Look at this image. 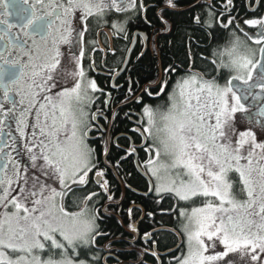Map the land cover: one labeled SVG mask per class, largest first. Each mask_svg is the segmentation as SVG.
Segmentation results:
<instances>
[{
	"label": "snow or ice",
	"instance_id": "snow-or-ice-1",
	"mask_svg": "<svg viewBox=\"0 0 264 264\" xmlns=\"http://www.w3.org/2000/svg\"><path fill=\"white\" fill-rule=\"evenodd\" d=\"M23 4L27 7L17 13L16 24L0 19L6 32L18 27L15 39L22 33L26 45L21 48L9 38L0 51L4 99L0 113L15 121L21 138L27 140L31 129L33 139L24 145L27 159L9 154L0 176V264H95L97 257L90 253L101 233L98 215L87 208L91 196L84 197L79 212L64 207L68 193L86 186L90 173L98 179L104 175L90 140L93 129L101 131L95 125L98 116L86 111L93 103L90 93L99 89L84 70L81 41L91 17L105 19L113 10L135 11L137 0H23ZM243 24L264 26V19H247ZM230 25L231 19L221 27ZM205 27L212 25L206 21ZM111 28L125 31L119 21ZM4 38L0 33V40ZM227 43L235 55L220 62V68L231 74L224 84L218 76L199 71L194 62L187 68L170 64L161 67L156 81L136 100L147 117V126L139 129L143 150L149 153L144 167L157 180L161 168L168 172L167 182L157 183L154 191L157 197L174 198L183 218L179 234L187 252L177 264H264V122L256 121L261 138L255 128L241 131L236 123L237 113L248 111L244 101L252 95L250 89L258 86L264 91V32L254 39L235 25ZM65 59L68 64L62 67ZM94 63L93 58L89 70ZM173 74L178 76L175 82ZM232 80L247 87L234 89ZM144 96L163 100L161 128H156L161 105L154 108ZM259 115L264 117V109ZM3 124L0 121V131ZM109 143L110 138L104 139L105 156ZM136 151L130 147L126 156ZM162 153L168 157L165 163L159 162ZM30 169L34 170L31 186ZM41 177L46 178L42 183ZM100 186L107 190L106 181ZM181 202L193 205L190 211L180 207Z\"/></svg>",
	"mask_w": 264,
	"mask_h": 264
},
{
	"label": "flooded vegetation",
	"instance_id": "flooded-vegetation-1",
	"mask_svg": "<svg viewBox=\"0 0 264 264\" xmlns=\"http://www.w3.org/2000/svg\"><path fill=\"white\" fill-rule=\"evenodd\" d=\"M182 1L184 0H137V10L135 11L130 10L123 13H116L115 10H113L107 14L105 19L91 17L88 21L87 31L81 41V47L84 50V70L87 77L94 80L99 89V91L90 93L93 98V103L86 108V111L97 114L98 118L95 121V125L101 129V131L93 129L91 132L90 140L92 141V147L96 148L101 142H104V139L110 138V143L107 145L109 147V155L106 157V164L102 160V156L100 158L101 162H98V169L104 172L101 183L109 178L107 177L108 175H112L120 188L121 196L122 186L117 180V177L120 179L117 170V164H119V162L131 157L135 167L137 162L140 169L151 178V175L147 173V170L144 167V162L147 160L149 153L143 150L146 145L144 138L139 132V129L147 126V123L145 122L146 117L141 110L143 105L136 102V100L142 95V89H146L150 83L156 81L157 75L155 79L141 85L138 83L133 84L128 75V71L131 67L130 60L132 53L134 57L133 62H135V60L139 59L141 55L148 52L156 59L157 74H159L161 67H163L161 62L159 38L168 35L172 29L171 14L174 12L185 11L192 6H197L199 4L203 7L207 6L213 9V13L215 14L213 15L215 18L214 23L219 24L220 27L221 24H227L229 19L232 20V25L223 29H229L232 31L233 26L239 25L244 31H247L252 35L254 39L256 35L261 32L260 29H264V26L261 25L249 26L243 24V21L247 19H264V0H244L245 12H238L239 7H236L235 0H231L230 6L228 5V0H194L189 5L180 3ZM0 4L8 5L7 9L0 6V19L6 18L9 23L13 24H16L18 21L17 13H19L22 8L27 7V5L23 4V0H0ZM140 4H143L144 7L140 8ZM150 15H153L155 20L153 18L149 19L148 17ZM197 17L198 14H195V21ZM132 19L140 20L146 26L144 28L133 26ZM114 21L123 23L125 31L117 33L115 29L111 28V23ZM0 33H5L4 40H0V51H3L5 42L9 38H13V43L18 44L21 48L26 47L24 44L25 38L22 33L18 40L15 39L17 33H19L18 27L12 32H6V25L0 24ZM36 39L39 42L38 36ZM243 39L246 38L243 37ZM92 41L98 43L93 45L90 43ZM132 43L133 45L130 50L128 61L126 62L123 71L119 73L120 69L125 64L127 53ZM30 44L31 41H29V45ZM248 44L251 47L258 49V46L252 41H248ZM224 46L225 47H218L214 56L212 54L208 56H200L203 61H208L213 65L212 74L209 75L218 76L219 82L222 84L231 78V74L228 73L226 69H222L219 66L221 61L227 63L232 58L231 52L229 51L230 44L226 42ZM73 47L75 50V43ZM93 47L96 48V51H92ZM64 48L66 49L67 46H64ZM13 58H18V56ZM93 58L95 63L92 65L91 70H89V62ZM257 58H259L258 52ZM188 59L189 61L184 68L189 67L193 62V55L190 51H188ZM213 61H215V63H213ZM67 64L68 60L65 59L62 62V67ZM196 68L199 71L208 74L205 64L202 68L197 66ZM182 74L183 73H181V75ZM173 78L176 80L178 79V76L175 75ZM254 83L255 80L249 81V85ZM231 86L234 89L247 87L242 81L237 80H232ZM250 91L252 95H249L248 99L244 101L245 107L248 111L243 113V118L250 122L254 128L260 130L256 121L260 120L264 122V117L259 115L261 109H264V91L258 86L251 88ZM144 99L146 102H150L153 107L159 103H163V100L154 99L149 101L147 96H144ZM0 103H4L2 93H0ZM118 115L121 118H126L130 123L127 131L117 129L115 119ZM30 119L34 121L35 117L32 116ZM41 119L43 120V117H41ZM0 121H4L3 130L0 131V149L4 150L3 152H0V176H2L4 166L7 163L6 157L10 154L16 159L26 160L27 153L25 152L24 145L27 142L32 141L33 138L31 136V129L28 130L27 140L21 138L16 131L15 121L12 119H5L2 113H0ZM134 129L137 131H133ZM101 137L104 139H101ZM148 143H152V141H148ZM117 144L119 147H117ZM130 147L136 148V154L126 156V150ZM111 148L121 151L118 153V160H114L113 157H110ZM13 149H15V151H13ZM151 155L154 157L155 152L153 151ZM162 156L163 153L159 159H161ZM121 157L125 158L121 159ZM161 160L163 161V159ZM136 171L142 176L147 185V190L144 192L141 191V193L146 196L151 194L154 199L153 202L155 206H157L156 208L154 207L156 215L172 214V216H175L173 217L172 226H167L164 222L155 220V214L147 212L142 205L134 201H131L128 206L124 208L123 201L126 189H132L126 185L127 183H125V181L120 179L125 189L122 199L121 196L118 199L113 200L107 197L106 200L98 204L96 206L97 209L95 208L93 211L89 209V205L87 204L88 210L94 212L99 217L97 223L101 235L97 237L93 249L97 248L99 250H97V253L99 254L102 252V264H172L180 257L183 250V244L181 243L178 250L166 254L165 252L167 250L172 249L178 243L179 238L176 233L161 228L174 229L179 233L183 218L178 216L177 219L175 207H173L175 209L174 214L172 208L171 210H167L164 207L162 209L160 207L162 206V198L157 197L154 191L155 185L153 184L152 178V190L150 191V183L148 179L139 172L137 167ZM8 174H12L11 165L8 167ZM32 175H34V170L30 169L28 176L31 177ZM94 176V172L89 174V183H91L92 178L94 180ZM108 181L109 186L107 187L109 189L111 184L110 180ZM101 183L98 184L96 193H88L86 196H91L92 199L97 195H102L104 190L102 191L101 189L104 188L100 186ZM86 186H80L76 188V190L84 189ZM76 190L68 193L64 199V207L69 212H77L83 207L81 204L80 207L77 208V202L74 200L75 194L78 193ZM105 192L104 194H107ZM84 197L82 201L84 200ZM99 202L100 200L98 199V203ZM104 205H106L105 209L102 208ZM129 209H131V213H129ZM145 216L149 218V226L142 229L140 227V222L144 220ZM103 217H114L122 231L117 234L104 231L100 225V223L103 222ZM162 231L174 235L175 241L172 245L164 248L159 246L158 241L163 239V237L160 236V232ZM125 254L130 255V257Z\"/></svg>",
	"mask_w": 264,
	"mask_h": 264
},
{
	"label": "trees",
	"instance_id": "trees-1",
	"mask_svg": "<svg viewBox=\"0 0 264 264\" xmlns=\"http://www.w3.org/2000/svg\"><path fill=\"white\" fill-rule=\"evenodd\" d=\"M193 1L194 0H184L180 3H185V5H189ZM235 5L236 7H239L238 12H245L244 0H235ZM210 11L213 13V9H211L210 7H203L199 4L197 6L194 5L185 11L174 12L171 14L172 29L168 35L159 38L161 62L163 67H167L170 64H176L178 67L184 68L189 61L188 51H190V53L193 55V62L195 64V67L197 66L202 68L205 64L208 70L207 73L212 74L211 72L213 70V65L208 61H203L200 56H208L212 54L213 49L217 51L218 47H225L224 44L229 40V33L231 32V30L223 29L219 26V24H215V18L213 17V15L209 14ZM195 14H198V18L200 20L199 24H197L195 21ZM148 18H153L155 20L153 15H150ZM206 21L211 23V28L205 27ZM132 23L133 26H137L139 28H144L146 26L142 21H138L136 19H132ZM133 59L134 57L132 53L130 60L131 67L128 71V75L130 76V79L133 84L138 83L141 85L145 82L155 79L156 75L158 76L156 59L151 56L148 52L141 55V57L139 59H136L135 62H133ZM175 75L176 74H173L172 78ZM174 80L175 79L173 78L172 82H174ZM170 88L171 84L169 85V89ZM115 120V124L117 125L118 130H128L130 123L127 121L126 118H121L118 115ZM104 146V142H101L99 146H96L95 148V156L99 163L101 162L100 158L104 152ZM120 152V150H115L114 148H111L110 157H113L114 160H118L117 156ZM117 170L120 179H122V181H125V183H127L126 185L129 186L130 189H132H126L123 201L124 208H126L131 201H134L142 205L147 212L155 214V220L164 222L167 226H172L173 217L175 216H172V214L156 215L155 208L157 206H155L153 202L154 199L152 198L151 194L146 196L141 193V191L144 192L147 190V185L142 176L136 171V167L132 161V158H126L122 162H119ZM107 177L109 178L105 181L107 182L108 180H110L111 187L109 189L107 187L108 191L106 192L104 189H101L102 191L104 190L103 194L95 196L88 202L89 209H91L92 211L95 208L97 209L96 206L102 201L106 200L107 197L109 198V196H111V199L113 200L118 199L121 196L120 188L117 182L114 180L113 176L108 175ZM107 186H109V181L107 182ZM97 188L98 185L92 178L91 183H89L84 189H77L76 191L78 193L74 196V200L75 202H77V208H79L82 204V199L84 195L86 196L88 193L92 192L96 193ZM104 192L107 194H104ZM161 198L162 206L160 207L162 209L164 207L167 210H171L172 208L173 214L175 212L174 210L176 209V217L178 219L179 209L177 207L176 200L174 198L169 197L168 195H164ZM98 199L100 200L99 203ZM192 206L193 205L183 204V202H181L180 205V207H184L187 209L191 208ZM173 207H175V209ZM100 225L102 226L104 231H109L111 233L117 234L118 232L122 231L119 224L117 223V220L114 217H103V222H101ZM148 226L149 218L145 216L144 220L140 222V227L143 229L147 228ZM160 236H162L163 239L159 240L158 242L159 246H161L162 248L172 245L175 241V237L171 233L162 231L160 232ZM97 250V248L92 249L90 255L97 257L95 264H102V252H100L99 254L97 253ZM83 255L84 254L82 253V257ZM125 255L130 257V255L128 254ZM180 258L181 257H179L178 259ZM177 260L172 264H177Z\"/></svg>",
	"mask_w": 264,
	"mask_h": 264
},
{
	"label": "rangeland",
	"instance_id": "rangeland-1",
	"mask_svg": "<svg viewBox=\"0 0 264 264\" xmlns=\"http://www.w3.org/2000/svg\"><path fill=\"white\" fill-rule=\"evenodd\" d=\"M260 31L261 32H264V29H260ZM234 55H235V53H231V56L232 57ZM57 76L59 78V76H60V73L59 72L57 73ZM220 84H222V83H220ZM157 105H161V108L158 110L157 115H156V128H161L163 126V122L160 120V112L164 110V106H163V103H159ZM156 106H154V108H156ZM145 122L147 123V117L145 119ZM236 123H237L238 130H241V131L242 130H245V129H249V128H254L250 122H248L247 120H245L243 118V113H237V115H236ZM255 130H256V133H257L258 138H261V131L258 130V129H256V128H255ZM154 132H155V129H154ZM161 159H163V161ZM161 159H159V162L160 163H165V162H167L168 157H166V156L163 155ZM158 175H159V178H160L159 180H157V178L151 176L154 185H156L157 183L163 184V183H166L167 182V180L169 178V174H168V172L165 169L161 168L160 171H159V173H158ZM45 179H46L45 177H41L40 182L42 183ZM33 182L34 181H33V175H32L31 177H29V180H28L29 186H31L33 184ZM58 202H59V199H58ZM190 209L191 208H189L188 210L190 211ZM2 211L3 210L0 209V212H2ZM79 211L80 210H78L77 212H79ZM57 238L59 239V237H57ZM186 252H187L186 246L183 245V250H182V253H181L180 257L182 258L183 255L186 254Z\"/></svg>",
	"mask_w": 264,
	"mask_h": 264
},
{
	"label": "water",
	"instance_id": "water-1",
	"mask_svg": "<svg viewBox=\"0 0 264 264\" xmlns=\"http://www.w3.org/2000/svg\"><path fill=\"white\" fill-rule=\"evenodd\" d=\"M132 45H133V43L131 44V47L129 48V51H128V53H127V57H126L125 64H124L123 67L120 69L119 73L123 71V69H124V67H125V65H126V62L128 61V57H129V54H130V50H131V48H132ZM139 122H140V121H139ZM107 150L109 151V147H108V146H107ZM104 151H105V150H104ZM106 157H107V156H105V154H104V152H103V154H102V160L105 162V164H106ZM136 167H137V169L139 170V172H141V173L143 174V176L146 177V178L148 179V181H150L148 175L145 174V173H143V172L140 170L138 164H136ZM116 177H117V175H116ZM94 180H95V182H96L97 184H100L101 181H102V177H100V178L98 179L96 176H94ZM117 180L119 181L120 185L122 186V196H121V199H122V197H123V195H124V191H125V189H124V186H123L122 182L120 181V179H119L118 177H117ZM151 190H152V184H150V191H151ZM121 199H120V200H121ZM107 204H108V203H107ZM105 206H106V205H105ZM105 206H104V207H105ZM161 229L170 230V231L176 233V234L178 235V238H179V241H178L177 245H176L174 248L167 250L165 253L168 254V253L174 252L175 250H178V248H179L180 245H181V236H180V234H179L177 231H175L174 229H169V228H161Z\"/></svg>",
	"mask_w": 264,
	"mask_h": 264
},
{
	"label": "bare ground",
	"instance_id": "bare-ground-1",
	"mask_svg": "<svg viewBox=\"0 0 264 264\" xmlns=\"http://www.w3.org/2000/svg\"><path fill=\"white\" fill-rule=\"evenodd\" d=\"M104 206H105V205H104ZM104 206L102 207L103 209H105V208H106V206H105V207H104ZM176 245H177V244H176ZM176 245H175V246H176ZM175 246H174V247H175ZM174 247H173V248H174ZM175 251H176V250H175Z\"/></svg>",
	"mask_w": 264,
	"mask_h": 264
}]
</instances>
